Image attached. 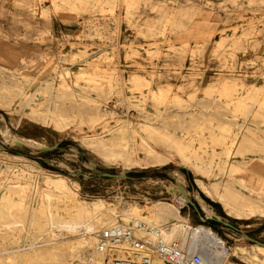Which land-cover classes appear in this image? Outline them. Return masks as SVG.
I'll list each match as a JSON object with an SVG mask.
<instances>
[{"label":"rangeland","instance_id":"rangeland-1","mask_svg":"<svg viewBox=\"0 0 264 264\" xmlns=\"http://www.w3.org/2000/svg\"><path fill=\"white\" fill-rule=\"evenodd\" d=\"M56 3L61 5L59 12L52 0H0V127L8 131V136L0 132V184L9 185L0 192V212L9 217L23 202L26 213L33 184H40L46 172L62 173L85 200L102 198L120 207L127 199L144 209L169 201L188 221L211 225L229 246L264 243V215L260 213L264 206V92L259 99L247 94L258 87L264 89V77L213 75L221 64L231 62L238 68L245 58L252 59L254 66L242 68L264 69V0ZM91 11L113 18L112 37H120L122 44L117 40L108 46L88 41L91 35L81 21L86 22ZM124 20L129 22V30L122 29ZM99 26L100 33L108 31V23H100L98 31ZM61 36L67 42L60 45ZM59 45L63 51L58 50ZM152 58L157 59L160 74L156 63H150ZM148 63L151 70L145 67ZM94 67L110 74L99 76L102 89L97 82L76 78L77 73L92 72ZM136 78L150 79V83H138L139 90L133 89ZM232 81L239 85L231 96L246 102L239 108L226 103L227 96L219 87ZM166 85L167 100H154V89ZM210 85L215 86L213 91L205 92L204 87ZM176 95L179 97L173 99ZM130 97L140 98L146 104L145 112L132 105ZM63 115L65 118L57 119ZM125 119L134 126L146 119L164 128L193 147L190 151L185 148L187 152L212 159L210 171L202 174L180 164L170 138L153 135L151 151L120 143L115 136L121 127H116ZM215 136H225V146ZM94 137L103 142L95 145L90 142ZM14 138L32 144L11 141ZM54 144L52 149L40 146ZM133 157H141L145 165L127 164L126 158ZM178 171L186 181L187 191L179 186L181 193L171 187ZM102 172L124 174L113 177ZM197 178L230 196L233 210H239L242 217L228 211L221 199L205 194ZM197 195L212 207L213 216L205 214ZM0 229L8 231L9 226ZM7 239L3 242L8 243ZM83 255L70 250L67 263L85 264ZM230 258L240 263L248 255L238 249Z\"/></svg>","mask_w":264,"mask_h":264},{"label":"bare ground","instance_id":"bare-ground-1","mask_svg":"<svg viewBox=\"0 0 264 264\" xmlns=\"http://www.w3.org/2000/svg\"><path fill=\"white\" fill-rule=\"evenodd\" d=\"M56 1L52 0V5L59 12L61 11L59 8L61 5L56 3ZM100 26L99 34H104L100 33ZM100 37L105 42L111 41L110 36L101 35ZM150 63L154 62L150 61ZM68 72L69 70L64 71L65 74H68ZM106 72V69L94 67L92 72L81 71L77 73L76 78H86L90 82H97L102 89L104 84H102V81L98 82L97 80L101 74H104V76L110 75ZM135 82V84L132 83V87L139 90L141 86H138V83L144 82L149 85L150 79L143 80L136 78ZM46 85H49V83H46ZM238 85L237 81H232L223 82L219 86L221 92L227 96L226 103L236 108L242 107L246 103L243 99L234 100L231 96V93ZM63 88L62 90H66ZM214 88L215 86L213 85L205 86L204 91L211 92ZM168 92L169 85L158 86L154 89L152 97L156 101L163 102L169 97ZM263 92L264 89L258 87L257 89L247 91V94L251 98L259 99V94H263ZM146 93L143 92V94ZM175 97L179 96H173V99ZM130 98L133 101L132 105L135 103L136 105L134 106L140 112H145L146 104L140 98H137V100L136 97ZM61 117L65 118L63 115L57 119ZM55 121L58 123L57 120ZM131 123V121L125 119V121L116 127L117 129L121 127L115 136L120 140V143L129 142L133 145H140L147 151H151V141L154 140L153 135L163 140L170 138L180 155V164L191 167L202 174H208L210 171L212 159H203L194 152H187L185 148H188V151H190L193 147L181 139H176V136H171L164 128L146 119H143L135 126ZM124 128L126 131H124ZM0 132L4 136H8L7 129L0 127ZM14 140L18 143L32 144L31 141L22 138H14L11 141ZM214 140L220 141V145L225 146V136H215ZM90 142L96 145V143H102L103 138L94 137ZM40 146L46 147L49 145ZM126 159L129 160L126 162L127 164L135 161L141 166L145 165L141 157ZM232 168V166L229 167V169ZM119 174L122 176L124 173ZM197 182L205 194L221 199L228 211H232L238 218L242 217L239 210H233L232 200L230 196H226L224 191H220L217 186L208 185L202 178H197ZM33 187L34 189L29 193V207L26 213L23 202L17 204L16 210L13 214H9V217L5 213L2 214V211L0 212V218L3 220V224L0 223V228L9 226L8 231L0 229V234H3L0 235V239L2 237V242L0 241V262L15 260L23 264H68L67 256L71 250L78 251L79 254L84 253L81 258L83 262H86L85 264H104L103 255L97 250L96 246L97 234L104 227L111 224L119 214L125 221L132 217L147 220L151 226H156L158 228L157 232L153 228L148 232L143 228L135 230L137 236L151 243H155L157 238L164 241L181 240L190 245L200 243L207 250L204 256L214 264H252L256 260L264 264V243H245L242 246H240L241 243H235V246H229L225 242V238L216 232L211 225L192 223L187 218L179 215L178 207L172 202L167 201L159 205L152 204L151 207H147L148 209H144L143 205L136 202L135 204L128 202L125 204L121 203L122 206L119 207L107 204L102 198L88 201L81 198L78 192L69 186L66 175L62 173L46 172L44 173V177H41V183L36 184V186L33 184ZM171 187L178 192L180 190L183 191V189L187 191L186 181L181 172L178 171V175L175 176V182H172ZM6 189H9V185L4 186V184H0V192ZM27 190L26 188L23 192L24 196L28 194ZM182 194L183 196H187L189 193ZM197 200L205 214L213 216L214 211L212 207L199 195H197ZM249 209L252 212L254 207H249ZM260 213L264 215V206L261 207ZM4 219H7V221H4ZM6 237H8V243L3 242V238ZM238 249L247 253L248 260L245 259L239 263L230 258L231 256H236ZM169 263L162 255L156 252L153 253L151 264Z\"/></svg>","mask_w":264,"mask_h":264},{"label":"built area","instance_id":"built-area-1","mask_svg":"<svg viewBox=\"0 0 264 264\" xmlns=\"http://www.w3.org/2000/svg\"><path fill=\"white\" fill-rule=\"evenodd\" d=\"M82 26L87 30V34L91 35V38H88V41H95L99 44L102 43L104 45H109L110 43H114L116 40L120 43L119 39L113 38L112 30L115 28V22L113 18L110 16L102 17L100 14L95 12H90L87 21L85 22L82 19ZM106 22L109 24L108 31L104 34H99L97 26L102 23ZM87 26H86V24ZM122 29H130L129 22L124 20L121 24ZM80 33V32H79ZM115 34V32H114ZM122 34V33H121ZM103 36H111V41H103L100 37ZM117 35V34H116ZM121 36V35H118ZM61 39V40H60ZM60 45L64 42H67L65 36H61L60 38ZM84 40V38H81ZM78 40V38L76 39ZM87 40V39H86ZM121 42L120 44H122ZM59 45V51H63L64 47ZM69 46V45H68ZM70 47V46H69ZM110 48H108L109 50ZM88 54L92 55L89 52ZM261 58H264L261 56ZM264 60V59H263ZM152 62L156 63V70L158 74L160 71L157 69L158 61L156 58H152ZM252 59L245 58L244 62L239 61L238 68L232 67L231 62L223 63L219 67L218 71H214L213 75L218 76L219 73L225 74H234L243 76V77H250V78H261L264 77V69H257V68H242V66L253 64L251 62ZM83 60L80 59L79 63H82ZM130 64L129 62H127ZM145 67L152 69L151 64H145ZM161 67V66H160ZM200 70V69H199ZM202 69L200 72L204 73ZM250 70V71H247ZM176 72V70H173ZM201 76H198V79H201ZM127 199L123 200L121 203H127ZM201 220H204V217L200 216ZM203 223V222H201ZM205 224V223H203ZM143 228L147 232L150 231L152 228L155 232L158 231L156 226H151L147 220L144 219H135L129 218L126 221L121 218L118 214L116 219L106 227H104L98 234H97V250L103 255V262L104 264H151L152 255L153 253H158L162 255L166 260L172 264H214L211 262L207 257L204 256L207 253V250L203 248L200 243H194L193 245L188 244L185 241L181 240H173V241H164L162 239L157 238L155 243H151L146 239L139 237L136 235L135 230ZM216 232H218L215 229ZM219 233V232H218ZM220 234V233H219ZM225 242L227 243V239L225 238ZM223 245V244H222ZM169 263V264H170Z\"/></svg>","mask_w":264,"mask_h":264},{"label":"water","instance_id":"water-1","mask_svg":"<svg viewBox=\"0 0 264 264\" xmlns=\"http://www.w3.org/2000/svg\"><path fill=\"white\" fill-rule=\"evenodd\" d=\"M21 144H24V143H21ZM24 145H26V144H24ZM55 147H56V145L54 144V145H49V146H46V147H43V148H45V149H52V148H55ZM102 174L105 175V176H119L120 175L118 173H111V172H102ZM188 200L190 201V198H188ZM227 224L230 225V226H232L230 223H227Z\"/></svg>","mask_w":264,"mask_h":264},{"label":"crops","instance_id":"crops-1","mask_svg":"<svg viewBox=\"0 0 264 264\" xmlns=\"http://www.w3.org/2000/svg\"><path fill=\"white\" fill-rule=\"evenodd\" d=\"M139 178V177H138ZM263 230H264V228H263Z\"/></svg>","mask_w":264,"mask_h":264}]
</instances>
